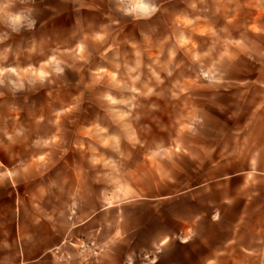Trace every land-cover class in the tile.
Returning a JSON list of instances; mask_svg holds the SVG:
<instances>
[{"label":"rangeland","instance_id":"obj_1","mask_svg":"<svg viewBox=\"0 0 264 264\" xmlns=\"http://www.w3.org/2000/svg\"><path fill=\"white\" fill-rule=\"evenodd\" d=\"M135 2L41 0L13 15L0 0V239L52 215L88 218L96 237L111 234V260L149 263L132 249L174 217L150 200L174 180L183 190L238 173L184 209L223 199L232 218L236 195L264 209V0L122 10ZM241 223L240 246L264 249V221L249 210ZM67 241L47 256L100 258L96 238Z\"/></svg>","mask_w":264,"mask_h":264},{"label":"crops","instance_id":"obj_2","mask_svg":"<svg viewBox=\"0 0 264 264\" xmlns=\"http://www.w3.org/2000/svg\"><path fill=\"white\" fill-rule=\"evenodd\" d=\"M40 3L41 0H6L5 5L7 12L15 15L16 5L21 7L20 13H24L36 5L40 7ZM43 9L46 10V5ZM24 19L27 21L30 18L24 16ZM38 26H41V23H38ZM238 176L239 174L235 173L230 175V180L227 181L212 180L183 190L178 187L183 181L174 180L172 186L168 184V193L151 197L152 206L165 202L168 210L177 212L169 219L166 227L151 231L146 246L132 249L135 254L155 257L149 263L137 264H264V259H254V252L264 254V249L240 246L242 242L239 234L235 232L236 227L245 226L244 223L239 225V222L249 210L256 223L264 221V209L260 205H254L255 197L247 200L239 195L232 197L230 203L238 206V211L232 218L224 213L227 206L224 203L226 200L223 199L209 202L202 211L190 212L184 209L189 195L212 192L214 188H221ZM250 186H253L252 182L242 179V190ZM50 218L51 220H41L37 226L23 227L21 231L17 229L12 241L1 238L0 264H58L51 260L47 253L55 247L69 249L65 244L68 238L83 241L96 238L102 247L99 259L87 262L74 259L68 264H124L119 259L111 260V256L115 254L110 245L111 234L103 231L96 237L88 218L71 224L66 216L52 215ZM255 226L259 227L258 224ZM131 233L125 232L122 237ZM7 243L13 244V250L8 249Z\"/></svg>","mask_w":264,"mask_h":264},{"label":"clouds","instance_id":"obj_3","mask_svg":"<svg viewBox=\"0 0 264 264\" xmlns=\"http://www.w3.org/2000/svg\"><path fill=\"white\" fill-rule=\"evenodd\" d=\"M125 0H118V3L123 4ZM129 8L131 9H140L145 13H148L150 10H152L150 3L148 0H140V2L130 3L129 7H125L122 10L126 13L129 11Z\"/></svg>","mask_w":264,"mask_h":264}]
</instances>
